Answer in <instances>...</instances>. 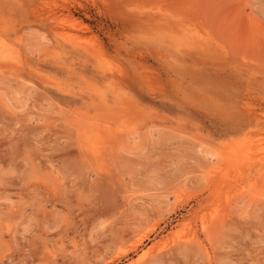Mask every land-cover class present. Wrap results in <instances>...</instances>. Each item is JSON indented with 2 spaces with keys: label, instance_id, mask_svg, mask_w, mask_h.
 Here are the masks:
<instances>
[{
  "label": "rangeland",
  "instance_id": "1",
  "mask_svg": "<svg viewBox=\"0 0 264 264\" xmlns=\"http://www.w3.org/2000/svg\"><path fill=\"white\" fill-rule=\"evenodd\" d=\"M0 264H264V0H0Z\"/></svg>",
  "mask_w": 264,
  "mask_h": 264
},
{
  "label": "bare ground",
  "instance_id": "2",
  "mask_svg": "<svg viewBox=\"0 0 264 264\" xmlns=\"http://www.w3.org/2000/svg\"><path fill=\"white\" fill-rule=\"evenodd\" d=\"M52 11V10H51ZM148 18V17H147ZM97 129V128H96ZM81 132V131H80ZM89 157V156H88ZM87 157V158H88ZM202 224H203V226H205L206 227V224H205V220H204V218L202 217ZM202 227V226H201ZM204 229V228H203ZM206 229V228H205ZM135 234V233H134ZM192 237V236H191ZM144 238H146V237H140L138 240H136L135 241V243H134V249H135V247L138 245V244H140L141 242H142V240L144 239ZM187 239H190V238H187ZM121 247V246H120ZM132 248V247H131ZM137 248V247H136ZM152 253V250H150L149 252H147L146 254H148V255H150ZM120 254H123V252L122 253H120ZM145 255H143V257H144Z\"/></svg>",
  "mask_w": 264,
  "mask_h": 264
}]
</instances>
